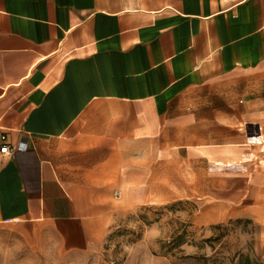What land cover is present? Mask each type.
I'll return each instance as SVG.
<instances>
[{
	"label": "crops",
	"instance_id": "1",
	"mask_svg": "<svg viewBox=\"0 0 264 264\" xmlns=\"http://www.w3.org/2000/svg\"><path fill=\"white\" fill-rule=\"evenodd\" d=\"M255 131L264 0H0V226L30 247L93 246L122 184Z\"/></svg>",
	"mask_w": 264,
	"mask_h": 264
},
{
	"label": "rangeland",
	"instance_id": "2",
	"mask_svg": "<svg viewBox=\"0 0 264 264\" xmlns=\"http://www.w3.org/2000/svg\"><path fill=\"white\" fill-rule=\"evenodd\" d=\"M246 144L239 159L160 166L137 200L110 195L89 248H32L0 226V264H264V135Z\"/></svg>",
	"mask_w": 264,
	"mask_h": 264
},
{
	"label": "built area",
	"instance_id": "3",
	"mask_svg": "<svg viewBox=\"0 0 264 264\" xmlns=\"http://www.w3.org/2000/svg\"><path fill=\"white\" fill-rule=\"evenodd\" d=\"M6 137L5 135L1 136V143H0V158L3 157L4 155H7L10 153L11 148L9 147V145L5 142ZM19 148L23 149L25 147L24 143H20Z\"/></svg>",
	"mask_w": 264,
	"mask_h": 264
},
{
	"label": "bare ground",
	"instance_id": "4",
	"mask_svg": "<svg viewBox=\"0 0 264 264\" xmlns=\"http://www.w3.org/2000/svg\"><path fill=\"white\" fill-rule=\"evenodd\" d=\"M127 187H126V184H122L121 185V189L117 192V197H120L122 195L126 196L128 193V190H126ZM132 198V200H137L138 197L136 195H131L130 196Z\"/></svg>",
	"mask_w": 264,
	"mask_h": 264
}]
</instances>
